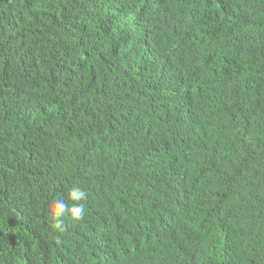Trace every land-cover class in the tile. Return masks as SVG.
Instances as JSON below:
<instances>
[{
    "label": "trees",
    "instance_id": "16d2710c",
    "mask_svg": "<svg viewBox=\"0 0 264 264\" xmlns=\"http://www.w3.org/2000/svg\"><path fill=\"white\" fill-rule=\"evenodd\" d=\"M0 264H264V0H0Z\"/></svg>",
    "mask_w": 264,
    "mask_h": 264
},
{
    "label": "clouds",
    "instance_id": "9594fccd",
    "mask_svg": "<svg viewBox=\"0 0 264 264\" xmlns=\"http://www.w3.org/2000/svg\"><path fill=\"white\" fill-rule=\"evenodd\" d=\"M87 197L88 194L85 190L73 186L68 190L67 193V199L73 202L71 206L65 202L63 197L53 200V202L50 203L48 207L51 216L56 220L54 228L56 230L63 231L62 218L66 214L69 215L73 220H82L86 211L83 201H85Z\"/></svg>",
    "mask_w": 264,
    "mask_h": 264
}]
</instances>
